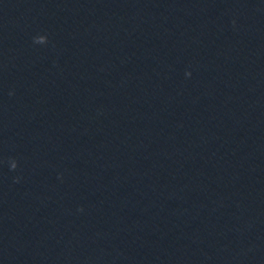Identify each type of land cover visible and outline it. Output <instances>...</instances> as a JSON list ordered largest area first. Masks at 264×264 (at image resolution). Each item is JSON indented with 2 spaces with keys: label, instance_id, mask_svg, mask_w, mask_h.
Returning <instances> with one entry per match:
<instances>
[{
  "label": "clouds",
  "instance_id": "1",
  "mask_svg": "<svg viewBox=\"0 0 264 264\" xmlns=\"http://www.w3.org/2000/svg\"><path fill=\"white\" fill-rule=\"evenodd\" d=\"M189 75H190V73H189Z\"/></svg>",
  "mask_w": 264,
  "mask_h": 264
}]
</instances>
